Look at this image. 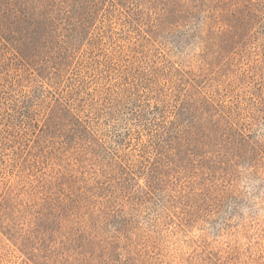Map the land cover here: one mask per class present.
Listing matches in <instances>:
<instances>
[{"label":"rangeland","instance_id":"1","mask_svg":"<svg viewBox=\"0 0 264 264\" xmlns=\"http://www.w3.org/2000/svg\"><path fill=\"white\" fill-rule=\"evenodd\" d=\"M73 1L97 11L57 84L0 43V264H34L2 226L60 203L108 264H264V0ZM186 90L222 116L218 137L147 183V144Z\"/></svg>","mask_w":264,"mask_h":264},{"label":"trees","instance_id":"2","mask_svg":"<svg viewBox=\"0 0 264 264\" xmlns=\"http://www.w3.org/2000/svg\"><path fill=\"white\" fill-rule=\"evenodd\" d=\"M115 1H110L111 9ZM99 2L104 5L106 0ZM74 3L73 0H0V43L15 51L16 59L23 65L35 67L36 77L43 82L57 84L71 69L79 42L97 11L91 7L80 13ZM74 19V23H67ZM61 30L67 34L62 36ZM165 89L159 85L154 106L162 115L170 107V95ZM180 95L171 109L174 120L159 123L160 128L147 144V183H173L175 175L187 171L190 157L196 156L199 148H209L220 132L224 119L214 115L215 108H211L213 104L206 97H196L190 90ZM82 127L89 131L84 124ZM232 130L227 129V134L232 135ZM237 139L238 144L235 139L231 144L238 161L244 157L242 146L246 139L241 133ZM63 206L60 203L30 211L29 227L12 222L2 228L17 239L34 264H108L109 249L97 242L98 236L66 231L69 223L64 219Z\"/></svg>","mask_w":264,"mask_h":264}]
</instances>
